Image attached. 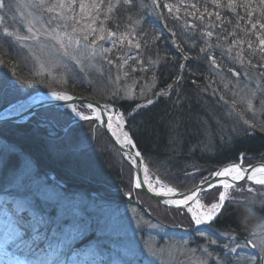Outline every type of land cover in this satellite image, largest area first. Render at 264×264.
I'll return each mask as SVG.
<instances>
[{"label":"rangeland","instance_id":"rangeland-1","mask_svg":"<svg viewBox=\"0 0 264 264\" xmlns=\"http://www.w3.org/2000/svg\"><path fill=\"white\" fill-rule=\"evenodd\" d=\"M13 3L15 5L14 11L6 13L7 19L4 27H9V30L18 29L21 36H35L37 38L19 42L12 38L0 39V60H3V63H0V113L7 114L12 109L18 108V102L32 96L37 91H44L42 89L66 92L67 86L76 83L86 85L96 83L95 78H100L99 83L101 81L106 82L107 79L104 78V75L109 76V69L114 74L117 89L122 92L119 94L121 98L134 101L154 88V85L148 86L143 80L142 85L146 83L144 91L141 87L136 93L134 85L128 83L129 79L130 82H135L138 78L130 76L135 69L133 65L140 64L138 57L143 54L142 51L140 52V48L137 49L129 45L127 41L120 42L115 47L112 40L100 41L96 48L97 53L100 52L101 45L103 48L111 49L105 58L103 54H97L93 57L90 55L91 50L84 49L83 45L80 48L69 46V53L82 61V64H77L71 60L70 56L65 55L56 38L57 35L63 37L65 30L71 34V28H61L58 33L53 34L50 28L54 27V24L45 27L47 17L51 14H44V18L40 19L41 13L38 10L20 6L24 4V0H13ZM21 13H24V17L21 16ZM4 14L5 12L0 10V15ZM25 18L31 22L33 27L31 33L28 32L27 23L23 22ZM109 22L108 26L111 27ZM100 23L101 21H97L96 26ZM112 30L117 31L114 28ZM2 35L0 33V36ZM92 38L89 37L90 40ZM64 39L66 42V38ZM131 39L133 42L140 43L139 37L134 33L131 35ZM110 59L114 60L113 64L108 63ZM124 60H127V64H123ZM40 62H44L50 68L51 75L49 72H44L42 75L36 74L40 72ZM52 64L60 66L52 68ZM5 84L10 86L5 87ZM222 87L225 88L223 85ZM261 87L263 86L261 85ZM261 87L258 86V88ZM258 88L255 87L254 90ZM212 89L215 92L217 89L219 94L222 93L223 95L224 93L218 88L213 87ZM234 89L232 85V93ZM225 95H227V91ZM157 99L158 97L149 99L152 101L151 104L148 103V100L140 105L148 108ZM217 99L220 101V97ZM36 100L33 99L19 108L22 112L37 108L30 116L27 117L26 114H22L14 121L0 122V264L3 262L4 264H53L55 259L63 261L64 264H74V262L76 264H101L99 262L101 253L106 256V264H250L249 257L252 258L251 264L262 263L261 257L264 251L259 246L253 248L250 245L247 247L244 245L248 240L257 245L264 240V232L256 230L257 224L264 220V213L260 218L254 217L256 221L251 223V226L246 227L247 232H244L243 229L240 232L228 229L219 233L213 227L218 219L214 222L196 225L193 213L188 211L189 207L194 212L200 210L195 203L197 198L203 205H210L214 202L217 198V192L220 191L219 184H215L217 185L215 188L208 187L201 191L194 202L186 207L163 204L136 186L132 168L129 164H125L117 146L100 127L99 123L96 120L83 118L93 116L94 113L91 108L83 104H75L70 108L60 106L38 108ZM233 100L236 101L237 109L242 111L244 116L242 118L237 116L230 101L228 106L225 105L219 110L220 113L215 111V116L217 118L225 116V121L221 119V121H216L215 119L214 129L207 126L209 131L205 130L199 142L205 150L210 148L208 146L213 145L217 139L223 140L219 134L223 129H229L230 134L234 136L249 133L252 136L262 134L261 137H264V132L258 128H249L243 123L244 119L253 120V122L264 121V112L261 111L259 103L260 100H264V95L257 92V98L254 100L255 118L252 113L246 111L241 99L235 98L231 101ZM112 102H105V110L117 115L122 114V119L126 123L127 117L131 114H123ZM77 112L83 113V116L77 115ZM226 123L233 126L228 127L225 125ZM23 127L25 130L21 129ZM72 127L76 128L75 132L72 131ZM79 128L83 131V135L80 134ZM11 134L15 140H19L26 134L43 139L42 143L48 158L66 160L68 158L66 154H70L71 149H75L76 153L80 152L83 155L90 151L92 157L95 155L100 160L101 166L96 169L101 174L99 178L107 180L108 187L113 184L116 188L127 190L119 191L114 203L105 202L103 196L99 198L78 193L76 189L68 187L67 178L60 170L51 169V165L44 162L42 163L43 167L37 166L33 154L26 150V153L32 156L29 157L24 151L8 143L4 136ZM106 136L109 138L110 144L103 141ZM101 142H106V144L100 146ZM188 148L190 147L188 146ZM142 156L145 167L148 169L149 184L153 188L162 189L165 188L166 184L173 185L164 180L161 173L151 167L150 164L153 162L148 156L143 153ZM76 157L79 158L80 156L76 155ZM161 163L164 162L161 161ZM230 163L221 167V171L232 164H240L244 168L256 164L264 165V155L258 157L244 155L240 157L239 162ZM178 164L180 165L173 167V169L178 171L181 167V170L174 172V177L171 176L170 179L178 183L183 190L195 187L204 180L214 179L210 173L220 169L216 168L209 171L195 158H186L184 163ZM154 165L157 168L163 167L158 162ZM106 170L107 173L105 174ZM170 174L172 175V172ZM157 178H159V182ZM123 182L128 187L118 185ZM249 187L254 188L255 191L248 192ZM237 189H242V191ZM18 190H23L24 193L20 194ZM230 195L233 200L225 202L224 209L218 215L219 219H222L225 212H234L247 204L261 205L264 208V186L257 185L251 180L245 179L237 182V187L230 190ZM34 204H40V207L46 211L42 213L38 211L39 214L36 211L31 212L29 207L37 210ZM26 212L29 217L20 219ZM40 219L42 220L40 221ZM45 220L56 224L54 227L56 229L52 231L48 227L51 226V223L47 224ZM39 222H41V228L35 225ZM13 229L16 230L14 233L12 232ZM56 230L59 232V239L55 238L54 232ZM38 231L44 239H47L51 234L53 236L51 242L45 240L41 243L39 238L36 240L35 235ZM201 232L204 235H201ZM11 233L12 240L10 239ZM92 235L97 237V243L91 242L85 245L80 243L84 242L85 237ZM228 235L232 236V241H229ZM22 240L25 244L22 243ZM66 240L75 243L77 246L76 248L73 245V248L69 249L67 259L60 252ZM212 241H216V243H212ZM226 243L229 248L234 247L237 243L241 247L237 248L234 253L229 252L224 247ZM93 244H108L110 248L97 254L93 249ZM21 248L30 256H23L19 251V254H16L17 250H21ZM29 248L30 250H28Z\"/></svg>","mask_w":264,"mask_h":264},{"label":"trees","instance_id":"trees-1","mask_svg":"<svg viewBox=\"0 0 264 264\" xmlns=\"http://www.w3.org/2000/svg\"><path fill=\"white\" fill-rule=\"evenodd\" d=\"M134 2L135 7L130 8L125 5L118 8L115 17L109 23H111V28L114 29H116L114 25L119 23L121 25L120 32L129 31L131 35L134 33L139 37L140 52L142 51L143 54L138 57L140 64L133 65L135 69L130 76L138 78L135 82H130V79L127 82L132 86L134 85L136 93L139 92L141 87L144 91L146 83L148 86L154 85V88L134 101L121 98L119 94L122 92L117 89L114 74L109 69V76L104 75V78L107 79L106 82L101 81L99 83L100 78H95L96 83H88L89 85L76 83L67 86L66 90L99 101H113L112 103L115 106L128 113L136 109L140 103L158 97L152 106L129 115L127 117V128L131 131L141 152L152 160L151 167L160 172L164 180L180 189L182 187L171 181L170 178L175 174L174 172L181 170V167H178V171L173 167L179 166L178 163H184L186 158L197 159L211 171L227 163L238 162L243 154L248 157L264 155V137H261L262 134L252 136L246 133L242 135L243 137L234 136L230 134L229 129H223L219 132L223 138L222 141L217 139L206 150L199 144L205 130L209 131V126L214 129L213 125L217 120L225 121V116L217 118L215 111L219 112L223 106H228L229 101L235 98L240 99L250 90H254L255 87L258 88L259 85L264 87V77L258 75L259 72L264 71V68L242 66L233 60L231 56L226 55L227 45L233 37L229 36L227 41L217 39L218 36H223L225 33L219 27V21L215 20V16L207 17V14H205L206 19L200 21L196 19L195 15H186L185 9L191 12L193 9L190 5L196 4L201 11L205 6L208 7L210 12L219 11L222 18L232 20L231 24H225L227 30H234L237 38L244 39L243 28L245 26L250 27V25H248L247 13L243 7H238L237 11L244 19L238 20L235 18L236 13L231 12L230 9L213 5L211 0H183V4L181 0H157L156 3H153V0H134ZM237 2L239 4L241 0H237ZM165 5L179 7V16L182 19H176L175 8L169 13ZM257 18L258 14H254L253 22ZM186 22L188 27H185ZM237 23L241 25L240 28H234ZM192 25L198 27H192ZM207 31H212L214 35L208 37L206 35ZM249 38L254 42L256 41L255 36L250 35ZM208 45H211V47L208 48L207 52L200 51L201 48H207ZM244 47L246 59L251 58L253 65L262 63L256 57L249 56L250 50L246 46ZM233 55H235V51H233ZM186 56L187 59H185ZM211 56L216 57L217 63L221 65L220 69H216L212 65ZM142 60L144 61L143 64H141ZM229 70L240 72L242 75L235 76ZM245 72H248L249 75H243ZM250 77H254V79H250ZM108 78L110 81H108ZM143 80L146 81L144 85H142ZM170 84L172 88L168 89ZM224 84H227L228 87L223 88L222 85L224 86ZM232 85L236 89L233 93L231 92ZM211 86L218 88L221 92L224 91L223 95L222 93L219 94L217 89H215L216 93ZM161 90H167L168 95L157 96L161 93ZM226 91L227 95H225ZM236 91L238 93H235ZM243 93L245 94L241 95ZM217 97H220L221 102ZM225 125L228 127L233 126L232 124L228 125V123ZM21 129H24V127ZM72 129V131H76L75 127H72ZM79 132L81 135L84 134L80 128ZM4 139L12 146L24 151L25 154H27L26 150L28 153L33 154L37 166L41 165L43 167L42 163L44 162L50 164L51 169L60 170L67 178L68 187L76 189L78 193L99 198L103 196L105 202L114 203L116 194L119 191L127 190L116 188L113 184L108 187V181L99 178L101 174L96 169L101 166L100 160L95 155L92 157L90 151H88V154L85 151L86 153L83 155L70 148V154H66L68 158L59 160L48 158L42 143L43 139L31 134H26L19 140H15L12 134L4 136ZM173 139H175V142H173ZM103 141L110 144L107 136ZM106 142H101L100 146L106 144ZM105 151L107 152V150ZM76 155L80 157L77 158ZM161 161L164 163H161ZM156 162L162 164L163 167L157 168L154 165ZM125 164L127 163L125 162ZM118 185L128 187L124 182ZM18 191L20 194L24 193L23 190ZM36 206L40 211H46L43 207H40V204H36ZM263 213L264 208L261 205L247 204L234 212H225L222 219L217 218L218 220L213 227L219 233L228 229L238 232L243 229L245 232L246 227L251 226V223L256 221L254 217L260 218Z\"/></svg>","mask_w":264,"mask_h":264},{"label":"snow or ice","instance_id":"snow-or-ice-1","mask_svg":"<svg viewBox=\"0 0 264 264\" xmlns=\"http://www.w3.org/2000/svg\"><path fill=\"white\" fill-rule=\"evenodd\" d=\"M157 0H153V3H156ZM183 4V0H181ZM213 5L217 7H223L230 9L231 12L236 13V19H244L241 17L237 11L238 7H243L245 12L247 13V22L250 27L245 26L243 28L244 39L237 38L235 31H228L225 27V24H231V19H225L221 17L219 11L210 12L208 7L205 6L203 11L197 8L196 4H191L190 7L193 11L189 12L185 9L186 15H195L196 19L200 21H204L207 17L215 16V20L219 21V27L225 33L223 36H218V40L227 41L229 36H232L233 39L227 45L226 55L231 56L233 60H235L240 65H247L249 68L259 67L264 68V0H241V3L238 4L237 0H211ZM135 7L134 0H24V4L20 5L23 7L32 8L34 10H38L41 15L40 19L44 18V14H51L47 17V25L45 27L55 25L50 28L51 33L56 34L59 32L61 28L68 29L71 28V34L65 30L63 33V37L56 36L60 43V47L63 49L65 55L70 56L71 60H74L77 64H82V61L77 58L75 55H71L68 51L69 46H74L75 48H80L83 45V48L86 50H91L90 55L93 57L97 54L105 55L111 52L110 48H103L100 46V52L97 53L96 48L99 45L100 41L112 40L113 46L116 44L127 41V43L137 49L141 47L139 42H133L131 39V33L129 31L120 32L119 29L121 25L119 23L115 24L114 27L117 31H113L111 27L108 26V22L115 17V14L118 8H122L123 6ZM14 3L13 0H0V10L5 12L4 15H0V33L3 35L0 36L2 38H12L17 42L28 40V39H36L35 36H21L19 35V30H9V27H4L7 12L14 11ZM168 8L169 13L175 11L177 13L176 19H182L179 16L180 8L174 5H165ZM103 14V16H102ZM258 14V18L253 22V15ZM21 16L24 17V13H21ZM118 19V17H116ZM14 19V17H13ZM97 21H101V23L97 25ZM28 25V32L31 33L33 31V27L30 21H27L26 18L23 21ZM215 26V25H214ZM185 27H188V23H185ZM192 27H198L197 25H192ZM240 24H235L234 28H240ZM206 35L208 37H212L214 33L212 31H207ZM255 36L256 41L254 42L249 37ZM89 37H93L91 40ZM66 38V42L65 39ZM255 43V46H254ZM219 46V45H218ZM250 50L249 56L256 57L262 63L258 65L252 64V59H246L244 56L245 47ZM211 45H208L207 48H201V52H207L208 48ZM233 51H235V55H233ZM32 55H35L32 53ZM139 55V54H138ZM188 57L186 56L185 59ZM211 63L215 66L216 69H220L221 65L217 63V59L215 56H211ZM0 63H3V60H0ZM109 64H113L114 60H108ZM144 61H141L143 64ZM155 63V61H153ZM123 64H127V60L123 61ZM58 64H52V68L58 67ZM122 66V65H121ZM119 67V66H118ZM40 72L36 73L37 75H42L44 72H49L51 75V70L46 66L44 62L39 63ZM233 75L240 76L242 75L240 72H235L234 70H229ZM125 75H128L125 73ZM243 75H249L248 72L243 73ZM260 77H264V71L258 73ZM66 79V76H65ZM119 79V77H117ZM250 79H254V77H250ZM5 87L10 86L8 84L4 85ZM224 87H228L227 84H224ZM172 85H168V89H171ZM129 92L131 90L129 89ZM257 92L261 95H264V87L258 88L256 90H250L249 93H246L242 96L241 103L245 106L246 111L252 113L255 118L256 108L254 105V100L257 98ZM161 95H168L167 90H161ZM53 96H56L58 99H70L71 97L67 95H61L59 93H52ZM149 104L152 103L151 100L148 101ZM232 105V109L236 112L237 116L243 117L244 113L237 109L236 101H230ZM261 105V111L264 112V100L259 101ZM88 108H93L92 104L87 105ZM142 107V105H137V108ZM77 115L83 116V113L77 112ZM97 115H99V110H97ZM84 119H89V117H83ZM116 119L122 122V114L117 115ZM243 123L248 125L249 128L256 129L258 128L261 132H264V121L253 122V120L244 119ZM247 131V129H245ZM124 140L131 144L132 141L128 138L127 133H124ZM140 153H136V157L138 158ZM135 162V159H134ZM148 169L145 168V172L147 173ZM210 175L216 177H230L231 179H222L219 181V185L223 188V191H219L218 196L214 202L210 205H203L201 201L197 198L195 199V203L197 207L200 209L199 211H193L192 208L189 207L188 211L193 213V219L196 225H201L205 223L212 222L224 209L225 202H231L233 197L230 195V190L237 187V182L245 180L247 177L248 180L253 181L257 185L264 186V165L254 167L251 169V172H248L247 169L241 167L240 164H232L228 167H225L222 171L217 170L214 173H210ZM159 182V178H157ZM202 183L207 184L209 188H215L217 185L208 183L207 180L202 181ZM136 186H141V179L137 177ZM238 191H242V189H237ZM161 191H166L169 194H174L177 190L172 187H167L166 189L162 188ZM202 191L199 186H197L195 191H192L189 195L183 197L180 200H172L168 201V203L180 205H188L189 201L193 200L197 197L198 193ZM248 192H254L255 189L249 187L247 189ZM256 230L260 232H264V220H262L256 226ZM16 230L13 229L14 233ZM201 235H204L201 232ZM227 235V234H226ZM10 239L12 240V233L10 235ZM229 241H232V236L228 235ZM212 243H216V241H212ZM251 246L253 248L260 247L262 251H264V240L261 241L259 245L252 243L251 240H248L244 247ZM229 252H236L237 248L241 247L238 243L235 244L234 247L229 248V245L226 243L224 245ZM250 264L252 258H248ZM53 264H64L63 261H53ZM76 264V262H74Z\"/></svg>","mask_w":264,"mask_h":264},{"label":"water","instance_id":"water-1","mask_svg":"<svg viewBox=\"0 0 264 264\" xmlns=\"http://www.w3.org/2000/svg\"><path fill=\"white\" fill-rule=\"evenodd\" d=\"M52 93H61V95H67L69 97H71L70 99H58L56 96H53ZM45 97L47 99L40 101L39 99ZM33 99H37V104H38V108L39 107H44V106H61V107H65V108H70L72 106H74L75 104H83V105H88V104H92L93 108H91L93 110V116L90 117V120H96L100 127L108 134V136L110 137V139L112 140V142L117 146V148L121 151L122 154H129L132 159H133V163L131 164L133 169H134V173H135V180L137 179V177H139L140 179H142V175H143V169L145 168V162L142 156V153L140 151V149L137 146V143L135 141V139L133 138L131 132L125 128L121 123L117 124L119 127V132L122 133V136H120L123 140L116 142V140H114L118 134H116V130H113V127L110 125L109 121H107V119L111 118L114 119V115L113 113H107L105 111V109L103 108V105L100 102H98L97 100L85 97V96H79L70 92H58V91H37L35 92L32 96L22 100L21 102H18L17 107L18 108H14L12 109L9 113L7 114H2L0 113V122L2 121H14L16 120V118L22 114H26V116H30L33 111H35L37 108H34L31 111L28 112H22L19 109V107H22L23 105H25L26 103L31 102ZM97 110H99V115H97ZM124 133H127L128 138L132 141L131 144L127 143L124 140ZM121 142V143H120ZM127 143V145L131 146V149H126L122 144ZM139 152L140 156L137 158L136 157V153ZM135 159V162H134ZM263 164H256L250 167H245V169H247L248 172H251V169L254 167H258L261 166ZM244 168V167H243ZM222 168H220L219 170H221ZM228 179V178H227ZM231 178H229L230 180ZM247 179V177L245 178ZM219 177L214 176V179L208 181V183L210 184H219ZM197 186H199V188L203 190L208 188L207 184L204 183H200ZM197 186L186 190V191H180L177 190L176 194H169L167 192H160V191H156L155 189L149 187L147 184H141L140 187H138L139 189H141L142 191H144L146 194H148L149 196H151L152 198L160 201L163 204L169 205V206H174V207H186L187 205H180L177 206L176 204L173 203H168V201H172L174 199H176V197L178 199H182L183 197L189 195L192 191H195ZM223 189V188H222ZM223 191V190H222ZM201 192V191H200ZM199 192V193H200ZM198 193V194H199ZM195 199V198H194ZM194 199L189 201V204H192L194 202Z\"/></svg>","mask_w":264,"mask_h":264},{"label":"bare ground","instance_id":"bare-ground-1","mask_svg":"<svg viewBox=\"0 0 264 264\" xmlns=\"http://www.w3.org/2000/svg\"><path fill=\"white\" fill-rule=\"evenodd\" d=\"M48 91V90H47ZM65 92V91H64ZM66 92H68V90H66ZM59 94H61V93H59ZM74 94V93H73ZM160 94V93H159ZM158 94V95H159ZM77 95V94H76ZM157 95V96H158ZM79 96H81V95H79ZM45 99H47V98H45V97H42V98H40L39 100L40 101H43V100H45ZM95 100V99H94ZM98 102H100V103H102V104H105V102L106 101H99V100H97ZM157 101V100H156ZM155 101V102H156ZM144 102H142V103H140V104H143ZM139 104V105H140ZM56 106V105H55ZM59 106V105H58ZM148 106V105H147ZM61 107V106H60ZM144 107H146V106H144ZM143 106L142 107H140V108H136V109H134L133 111H130L129 113L128 112H125L122 108H119V110H120V112H122L123 114H134V113H136L138 110H141V109H143L144 108ZM149 107V106H148ZM19 108H21V107H19ZM103 108L105 109L106 108V104L105 105H103ZM19 110V109H18ZM106 111V110H105ZM107 113H111V112H108V111H106ZM113 113V112H112ZM114 114V113H113ZM116 117H117V114H115L114 115V119H107V121H109V123H110V125L113 127V130H116V134H118V136L114 139V140H116V142H118V141H121V140H123L120 136H122V133H120L119 132V127H118V125L117 124H119V123H121L125 128H127V121H126V123H125V121L122 119V122L121 121H118L117 119H116ZM132 134V133H131ZM133 136V135H132ZM134 138V137H133ZM112 141V140H111ZM121 143V142H120ZM126 149H131V146L130 145H127V143H124V144H122ZM117 150H118V152H119V154H120V156L122 157V159H125L127 162H129L130 164H132L133 163V160L130 158L131 156L129 155V154H122L121 153V151L117 148ZM146 168V167H145ZM145 168L143 169V175L141 176L142 177V179H141V184L143 183V184H147L149 187H151V188H153L150 184H149V181H148V176H147V173L145 172ZM222 179H227V177H219V180H222ZM166 185H168V184H166ZM164 186V185H163ZM165 188L164 189H166L167 187H172V188H175L176 190H180V191H186V190H183V189H180V188H177V187H175V186H173V185H168V186H164ZM153 189H155V188H153ZM156 190V189H155ZM188 190V189H187ZM158 191H161V189H159ZM161 192H166V191H161ZM174 194H176V192L174 193ZM25 196H27L26 194H24ZM23 195V196H24ZM19 197V196H18ZM22 197V196H21ZM28 197V196H27ZM181 199V198H180ZM180 199H178L177 197H176V199H174V200H180ZM35 206H36V204H34ZM36 208H37V210H35L33 207H29V209H30V211L31 212H35L36 211V213L39 211L40 213H42V211H40L39 209H38V207L36 206ZM37 214H39V213H37ZM29 216H28V214H27V212L26 213H24V215L23 216H21L20 217V219H24V218H28ZM218 218V216L216 217V219ZM42 219H40V221H41ZM46 221V223L48 224V223H51V222H48L47 220H45ZM40 223L41 222H39V224L37 223V224H35L37 227H39V228H41L42 227V225H40ZM51 226H48V227H50V229L53 231V230H55L56 228H54L55 226H56V224H50ZM246 232H247V230H245ZM43 232V231H42ZM58 231L56 230L54 233H55V238L57 239H59V232L57 233ZM37 238H36V240H38V238H39V241L41 242V243H43V241H47V242H51V240H52V235L50 234V236L47 238V239H44V237L43 236H40V233H36V235H35ZM96 240H97V237H95L94 235H92V236H88V237H85L84 238V242H80L82 245L84 244H90L91 242H94V243H97L96 242ZM75 246L76 248H77V246H76V244L75 243H71V242H69V241H67L66 240V242H65V244H63V248H61V254L62 255H64V257H66V259H67V254H68V252H69V249H71V248H73L72 246ZM94 245V244H93ZM74 247V248H75ZM108 248H110L109 247V245L108 244H103V245H94L93 246V249H94V251H95V253H101V251L103 252L104 250H106V249H108ZM75 250V249H74ZM73 253L75 252V251H72ZM101 255V258H100V260H99V262L101 263V264H106L107 263V259H106V256H104L102 253L100 254ZM54 261H56V259L54 260ZM261 264H264V262H263V260H262V263Z\"/></svg>","mask_w":264,"mask_h":264}]
</instances>
